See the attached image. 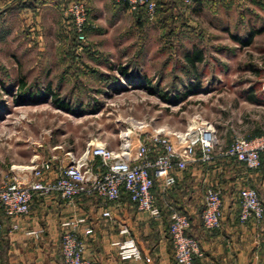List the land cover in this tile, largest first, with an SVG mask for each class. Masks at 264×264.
<instances>
[{
  "label": "rangeland",
  "instance_id": "374dc122",
  "mask_svg": "<svg viewBox=\"0 0 264 264\" xmlns=\"http://www.w3.org/2000/svg\"><path fill=\"white\" fill-rule=\"evenodd\" d=\"M68 1L2 4L0 187L19 175L25 157L57 156L66 163V152L79 156L90 141L115 149L120 135L128 132L135 145L158 128L183 130L200 118L213 124L218 139L212 159L201 164L221 167L225 173L218 174L229 182L233 172L247 178H233L239 183L233 189L236 194L255 189L258 169H247L222 152L237 138L264 135V106L246 99L251 88L264 89V0H203L192 5L159 0L153 17L136 16L114 7L111 0H100L90 13L83 43L76 42L63 16ZM250 31L260 32L244 46ZM195 49L201 50L203 61L192 73L183 56ZM120 67L146 75L150 88L115 90L111 79L119 76ZM22 83L33 89L51 85L60 99L83 112L68 113L52 100L18 105L15 95ZM186 87L194 92L183 99ZM158 93L176 95L179 102Z\"/></svg>",
  "mask_w": 264,
  "mask_h": 264
},
{
  "label": "built area",
  "instance_id": "2783aa9c",
  "mask_svg": "<svg viewBox=\"0 0 264 264\" xmlns=\"http://www.w3.org/2000/svg\"><path fill=\"white\" fill-rule=\"evenodd\" d=\"M96 1L99 0H69L63 7L66 24L73 27L78 43L86 40L88 4ZM111 1L126 5L131 13L144 8L149 17L155 14V0ZM193 1L183 0L187 5ZM2 9L0 3V12ZM129 134L126 132L120 135L121 143L115 149L103 143L90 141L79 156L66 152L64 156L66 163L61 161L52 179L45 178V175L53 170V162L59 160L56 156L34 159L29 166L21 167V170L31 172L32 180L25 182L13 174L0 187V209L4 216L7 219H15L28 215L35 195H59L67 204H72L76 198L83 195H95L100 199L115 202L120 199L124 190L137 210L146 212L153 219H159L162 217V211L155 203L153 193L155 183L160 182L162 193L168 192L176 184L178 175L186 170L189 164L208 163L218 145L213 124L200 118L191 121L183 130L158 128L146 139L139 137L135 145H132ZM151 155H154L153 158ZM222 155L235 158L247 169H258L264 164V135L252 139L237 138ZM96 159L100 161L99 171H94L93 168ZM238 196L239 222L260 223L264 217V207L256 190L243 188ZM101 215L110 218L111 213L104 210ZM169 222V236L175 263L193 264L195 257H201L202 252L199 241L187 234L190 228L188 217L171 207ZM201 223L206 230H218L221 227L222 194L212 186H208L204 192ZM61 226L63 264H90L85 256L86 244L80 237V232L84 235L92 234V229L86 227V218H68ZM12 229H18V226L13 225ZM3 230V224L0 222V235ZM41 232L42 230L28 231L26 234L38 238ZM119 233L128 235L129 231L124 227ZM112 246L121 261L150 262L148 257L142 255L131 237L114 241Z\"/></svg>",
  "mask_w": 264,
  "mask_h": 264
},
{
  "label": "crops",
  "instance_id": "0c3cea01",
  "mask_svg": "<svg viewBox=\"0 0 264 264\" xmlns=\"http://www.w3.org/2000/svg\"><path fill=\"white\" fill-rule=\"evenodd\" d=\"M3 2L5 0H0L1 4ZM96 2L88 4V19ZM114 5L116 8L124 7L116 3ZM34 159L39 160V156L25 157L24 164L19 165L28 166ZM97 160L93 163L94 171L101 169ZM61 161L53 162V170L45 178L52 179L55 176ZM18 171L20 179L25 182L32 180L30 171ZM219 172L225 173V170L197 162L189 164L185 174H179L176 185L166 193L160 191L158 181L155 203L162 211L159 219L137 210L127 196H122L116 202H105L95 196L83 195L72 204H67L59 195H35L26 216L7 219L0 211V221L4 227L0 240V264H63L61 223L74 217L86 218V227L92 229L90 235L80 232L86 244L85 256L90 264H176L169 236L171 207L188 217V232L200 243L202 256L195 257L193 264H264V218L258 224H242L238 219L239 196L233 189L239 183L233 181L236 176H239L237 180L245 177L233 172L230 177L232 182H229ZM254 178V188L264 206V165L255 171ZM208 185L222 194V223L220 229L215 231H207L201 224L202 190ZM104 210L110 211V218L101 215ZM13 225H17L18 229H12ZM124 227L128 229V235L119 233ZM37 230H42L38 238L26 234ZM127 237L134 239L142 255L148 257L150 262L121 261L118 258L112 243Z\"/></svg>",
  "mask_w": 264,
  "mask_h": 264
},
{
  "label": "trees",
  "instance_id": "16d2710c",
  "mask_svg": "<svg viewBox=\"0 0 264 264\" xmlns=\"http://www.w3.org/2000/svg\"><path fill=\"white\" fill-rule=\"evenodd\" d=\"M32 1H34V0H32ZM35 1L37 2L40 0H35ZM158 1L159 0H155V2H156L155 12H156L158 4H159ZM201 1H203V0H194L189 5H192L194 3L201 2ZM28 2H30V1L22 2V3H28ZM120 5H123V4H120ZM123 6L127 9L126 5H123ZM132 14L136 15V16L149 17L144 8H139L137 11L132 12ZM88 23H89V19H88ZM88 26L89 25H87V27H86V33H87V29L89 28ZM69 27H70V29H71L74 37H75V40H76V35H75L74 30H73V27L72 26H69ZM257 32H260V31H250L248 36L242 40L243 45L248 46L251 43L253 36L255 34H257ZM76 42H77V40H76ZM183 57L185 60V64L189 67V69L192 70V73H193V71L195 72L194 68H195L196 63H200L203 61V54H202L201 50L195 49L192 51H187V52H185ZM117 72H118L119 76L113 77V79H111L112 84H113V88L117 91L125 90L126 88H128V86L134 87V89H147V88H150V86H151L150 79L146 75H140L139 73L128 72L126 67L118 68ZM122 78H123L124 82H122ZM19 87L21 89L15 95V102H17L18 105H30V104L36 105V104L46 103V102H48V100H52V103L55 107H57L58 109L64 110L68 113L76 115V114H80L81 112H83L82 109L80 110V109H78V107L73 108V107H71L69 102L65 101L64 99H60V97H58V95H56V93L51 89V85H47L44 88H38L37 87L36 89H33L32 86L28 87L24 83H22L21 85H19ZM193 92H194V89L192 87H186L184 90V93L181 94V98L185 99L186 97L192 95ZM158 94L162 98H164V100H167L169 102H172V103L179 102L178 99L180 97H178L176 95L173 97H169V96H167L166 93H158ZM246 99L249 102L256 104L258 106H264V89H261L260 87L251 88L249 90V94H248ZM151 158H153V157H151ZM229 158L234 160L238 164H242V163L238 162L233 157H229ZM97 161H98V163H100L99 160H97ZM263 165L264 164H262L258 169H261ZM156 188H157V183H155L154 189H153L154 196H155ZM122 196H127V198L129 199L128 195L124 192V190H122L121 197ZM95 197H97V196H95ZM258 197H259V195H258ZM98 199H100V198H98ZM100 200L105 201V202H109V201H106L104 199H100ZM129 201H130V199H129ZM0 211H1V209H0ZM178 211H180V210H178ZM2 214H3V212H2ZM188 231H189V229H188ZM188 231H187V234L189 236H191ZM207 231H215V230H207ZM2 237H3V231L0 235V240L2 239Z\"/></svg>",
  "mask_w": 264,
  "mask_h": 264
}]
</instances>
